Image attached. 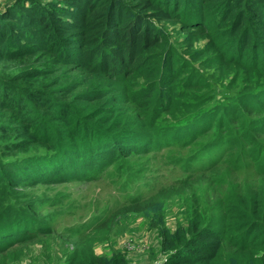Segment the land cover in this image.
<instances>
[{"label": "rangeland", "instance_id": "374dc122", "mask_svg": "<svg viewBox=\"0 0 264 264\" xmlns=\"http://www.w3.org/2000/svg\"><path fill=\"white\" fill-rule=\"evenodd\" d=\"M16 2L0 0V16ZM19 3H24V0H19ZM158 26L167 41L164 50L157 52L156 57L161 60L167 51L175 53V68L181 70L172 85L177 92V104L170 109L163 110L158 101L164 96V88L154 95L149 111L134 104L131 96L143 86L142 78L131 88L133 81L92 74L72 65H52L47 56L39 54L1 59L0 81L16 94V98L31 88H39L43 94L35 95L38 101L45 94L55 95V90L71 86L72 93L64 97L67 103L71 102L72 94L92 87L121 88L130 101L122 106V112H118L119 119L131 122L135 130L139 128L145 135L152 128L201 108L209 109L215 119H219L224 111L221 127L209 128L208 119L201 120L207 130L202 132L197 126L200 135L194 137L192 145L181 147L183 154L186 149H193L209 138L213 131L227 130L238 134L246 131L264 143V130L261 129L264 125L259 122L264 121L263 102L259 104L260 111L256 115L243 105L250 95L255 94V86L264 84V71L257 73L237 62L229 66L219 63L212 40L221 45L225 42L221 41L223 39H211L212 35L205 33L194 34L190 39L182 25L172 21L158 23ZM33 69H43L47 73L40 76L24 73ZM162 74L158 73L157 80H161ZM191 82L194 85H188ZM235 99L238 100L237 118L230 115ZM53 124L57 125V121ZM31 126L18 119L12 110L0 109V154L4 160L21 158L22 161L35 162L43 156L57 158L56 154L44 152V143L37 140L41 139V134L32 135L35 128ZM93 134L96 139L91 146L59 164L67 173L51 177L49 183L12 188L16 206L20 207L10 224L14 229L10 233L12 236L0 241V264H95L96 258L103 264H113L117 253L127 264H168L182 247L190 245L189 230L194 227L224 228L233 233L251 220L264 227V174L257 173L249 159H246V167L235 169L233 157L238 154V149L233 148L227 158L209 172L185 179L183 162L173 163L172 154H177V150L172 148L160 150L155 155L133 154L124 149L128 151L127 155L120 151L115 156L124 158H112L114 164L101 169L103 164L100 161L104 155L111 157L104 145L108 134L98 130ZM203 161L206 159L200 162ZM74 168H79V172H74ZM136 168L143 169L142 179H135ZM59 177L64 181L57 182ZM178 180L182 182L174 185ZM158 190L152 197L153 203L148 206L140 205L135 211L126 212L120 205L129 201L133 194ZM8 196H0V199L8 200ZM254 203H260L259 215L250 212ZM230 204H237L232 214L228 211ZM9 212L1 214L0 222L4 221L5 215L11 216ZM20 216L26 218L23 223L19 222ZM22 225L25 233L19 231ZM2 236L6 237V234ZM248 251L226 242L222 256L207 264H261L255 257L264 252L262 238L258 237L253 249Z\"/></svg>", "mask_w": 264, "mask_h": 264}, {"label": "trees", "instance_id": "16d2710c", "mask_svg": "<svg viewBox=\"0 0 264 264\" xmlns=\"http://www.w3.org/2000/svg\"><path fill=\"white\" fill-rule=\"evenodd\" d=\"M17 1L6 14L0 16V60L39 54L47 56V61L52 65H72L92 74L133 81L131 88L142 78L143 86L134 91L131 98L134 104L147 111L160 88H164V96L158 100L163 110L177 104V92L172 85L181 70L175 68V53L167 51L161 60L155 55L164 50L167 41L158 23H178L190 39L194 34L202 33L212 35L211 39H223L221 41L225 42L221 45L212 40L219 63L229 66L237 62L257 73L264 71V0H53L47 3L24 0L22 4ZM260 47L262 50H259ZM27 72L36 76L47 73L43 69L24 71ZM158 73H163L161 80H157ZM188 85H194V82ZM255 87V94L243 103L253 115L259 113L260 103L263 102L261 109L264 108V84ZM72 89L71 86L61 87L54 91L55 95L45 94L38 101L35 95L43 94L39 88H31L16 98V94L0 81V109H10L22 122L31 124L35 128L31 134H41V139L37 140L44 143V152L58 155L54 159L43 156L35 162H26L21 158L4 160L0 154V196L9 194L8 200L0 199V218L2 213L9 211L11 215H5L2 218L4 221L0 222V241L12 236L10 233L14 229L10 224L14 222L20 207L16 206L12 188L49 183L51 177L67 173L59 164L91 146L96 139L93 134L96 130L108 134L104 145L111 156L104 155L100 161L103 164L101 169L112 166L113 159L124 158H115L120 151L128 153L124 149L133 154L155 155L160 150L172 148L177 150V154H172L173 163L183 162L186 179L216 168L235 148L239 150L233 157L235 169L246 167V159H249L256 172L264 174V143L246 131L238 134L212 130L213 134L193 149H186L184 154L180 151L182 146L192 145L194 137L200 135L197 126L202 132L207 130L201 120L208 119L209 128L221 127L224 111L219 119H215L208 112L209 109L201 108L161 127L152 128L145 135L139 128L135 130L131 122L123 121L117 115L123 111L122 106L130 101L123 89L92 87L85 92L72 94L71 102L67 103L64 97L70 95ZM237 104L236 99L231 104L230 115L233 118L239 117ZM47 118L51 120L46 121ZM53 121H57V125ZM259 122L264 125V121ZM118 135L123 137H116ZM39 153L43 154L41 151ZM202 159L206 161L200 162ZM73 171L79 172V168ZM142 171L136 168L135 179L143 178ZM56 181L62 182L64 179L59 177ZM180 182L178 180L174 185ZM159 191L133 194L129 201L120 205L125 207L126 212L135 211L137 206L153 203L152 197ZM236 205H229L230 214ZM260 209V203H254L250 212L259 215ZM262 215L264 217V212ZM25 219V216H20L19 222L23 223ZM105 221H101L100 225ZM19 231L26 232L23 225ZM189 231L190 245L182 247L168 264H207L222 256L226 242L250 252L258 237L264 241V227L252 220L233 233L224 228L211 230L194 227ZM3 233L6 237L2 236ZM169 244L173 246L171 241ZM255 258L264 264V252ZM101 261L96 258L95 264H103ZM113 261V264H127L119 253L113 257Z\"/></svg>", "mask_w": 264, "mask_h": 264}]
</instances>
